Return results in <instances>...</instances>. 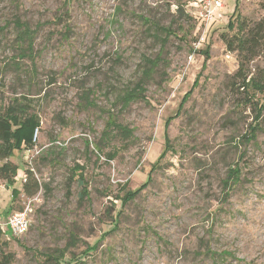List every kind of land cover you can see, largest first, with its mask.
<instances>
[{"label": "rangeland", "instance_id": "374dc122", "mask_svg": "<svg viewBox=\"0 0 264 264\" xmlns=\"http://www.w3.org/2000/svg\"><path fill=\"white\" fill-rule=\"evenodd\" d=\"M222 3L204 20L199 0H0V107L22 95L38 119L29 150L10 157L38 184L28 196L18 182L11 200L8 211L32 199L28 230L0 238L11 264H264V108L244 138L264 96L238 86L237 54L222 38L263 17L264 0ZM16 19L34 32L29 50ZM144 57L156 58L149 76ZM263 65L264 50L249 76L262 78ZM139 80L144 99L122 106ZM107 120L131 134L103 136Z\"/></svg>", "mask_w": 264, "mask_h": 264}, {"label": "trees", "instance_id": "16d2710c", "mask_svg": "<svg viewBox=\"0 0 264 264\" xmlns=\"http://www.w3.org/2000/svg\"><path fill=\"white\" fill-rule=\"evenodd\" d=\"M13 23L17 28V37L19 42L25 43V49L29 50L32 45V36L34 32L26 23L21 22L18 19L14 20ZM228 26L232 28V22H230V20L228 21ZM160 30L165 32L166 36L170 34L169 28L167 27H160ZM239 30L240 33L234 34L231 37H228L225 34L222 35L226 49L229 51H236L237 54L238 67L233 77L239 80V87L243 89L248 86L253 87L257 90H260L264 96V67L262 68L263 77L260 79L256 78L254 75L249 76L250 69L247 67V64H249L250 61H252L257 55H259V53L264 50V16L253 22H248L246 19H241L239 22ZM23 52L26 54L25 50ZM198 52L203 54L204 64L205 60L208 58V47H206L203 51L200 50ZM26 56L31 58L30 55ZM144 59L148 66L142 70V74L144 76H149L156 58L149 59L144 57ZM32 69L35 70V66H33ZM196 83L197 77L193 81L192 87L182 96L175 114L166 118L164 123L165 127L169 124L172 118L178 115L185 100L192 92V89ZM144 91L145 88L143 82L141 80L135 82L132 87L125 89L119 96L122 106H126L130 101L138 98L144 99ZM22 98V95L13 97L11 103L4 104L2 107H0V178H2L8 184L13 183V179L18 169L17 165L10 161V157H12L14 154V149L20 150L23 147L29 148L33 144L34 131L38 127L37 116L35 113L28 111L27 104L21 100ZM254 108L256 110L254 115L255 124L251 125L249 127L248 134L244 135V138L247 140L255 137V133L258 128L256 121L259 119L264 105L262 104L260 107ZM113 130L119 131V134H122L124 137L131 134V130L125 125H120L114 120H107L105 123V130H103L102 135L109 136L110 132ZM164 143L165 149L162 151L161 155L164 153V151L171 149V144L166 134ZM110 158H112V156ZM239 176L240 167L237 164L233 165V167H229L225 179L222 180L224 189L230 190L231 185L233 182H236L239 179ZM77 179L82 187L80 191V197H86L87 190L85 180L81 173L78 174ZM26 180L21 181V184L23 185V191L28 196H31L38 190V184L35 181L30 184L29 182H26ZM149 181L150 174L148 175L147 180L138 188L133 191H127L122 197H120L121 203L125 204L127 201L135 197L136 194H138L144 187L147 186ZM18 194L19 190L17 188H13L12 197L16 198ZM62 254V250H59L58 256L61 257ZM12 258V253H4L3 251H0V264H11Z\"/></svg>", "mask_w": 264, "mask_h": 264}, {"label": "built area", "instance_id": "2783aa9c", "mask_svg": "<svg viewBox=\"0 0 264 264\" xmlns=\"http://www.w3.org/2000/svg\"><path fill=\"white\" fill-rule=\"evenodd\" d=\"M199 3L202 5L201 15L203 16L204 20L212 19L214 10L216 8H221L224 6L222 0H199ZM36 130L37 128L35 129V131ZM31 164V159H29V161H27V165L30 169L32 167ZM20 176L21 181L26 180L25 172H23V174ZM31 201L32 199H28L23 203V206L20 210L10 213L5 219H0V232H3L7 229L13 237H19L24 234L28 230L30 225V214L32 212Z\"/></svg>", "mask_w": 264, "mask_h": 264}, {"label": "crops", "instance_id": "0c3cea01", "mask_svg": "<svg viewBox=\"0 0 264 264\" xmlns=\"http://www.w3.org/2000/svg\"><path fill=\"white\" fill-rule=\"evenodd\" d=\"M22 149L27 150L25 147H23ZM22 174L23 172L20 173L19 170L17 169V173L13 179L14 181L12 184H8L7 182L0 183V219H5L10 213L17 211V210L8 211V209L11 206V200L14 198L12 197V189L16 188V186L19 185L18 182H20L21 184L20 175ZM3 186H6L7 191L6 189H3ZM6 231L8 232V230L6 229L3 231V234L0 233V238L1 236L4 235V233H6ZM3 239H6V238H3Z\"/></svg>", "mask_w": 264, "mask_h": 264}]
</instances>
